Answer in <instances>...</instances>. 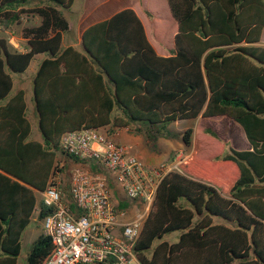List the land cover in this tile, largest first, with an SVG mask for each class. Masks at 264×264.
<instances>
[{
  "label": "trees",
  "instance_id": "obj_1",
  "mask_svg": "<svg viewBox=\"0 0 264 264\" xmlns=\"http://www.w3.org/2000/svg\"><path fill=\"white\" fill-rule=\"evenodd\" d=\"M164 1L175 33L172 53L163 57L131 9L84 29L76 50L60 46L62 12L73 0H0L1 31L23 14L38 19L21 30L22 51L0 37V264H15L35 192L45 189L57 162L71 159L58 148L62 135L140 123L150 142L166 135L167 124L198 117L197 128L180 136L186 147L193 138L190 155L157 185L136 260L264 264V47L256 45L264 0ZM36 55H44L30 83L40 142L28 140L23 91L9 96V73H24ZM221 120L241 128L248 149L229 148L221 157L226 139L211 128ZM48 212L40 205L37 220ZM174 231L175 242L151 248ZM51 250L39 233L24 262L41 264Z\"/></svg>",
  "mask_w": 264,
  "mask_h": 264
},
{
  "label": "built area",
  "instance_id": "obj_2",
  "mask_svg": "<svg viewBox=\"0 0 264 264\" xmlns=\"http://www.w3.org/2000/svg\"><path fill=\"white\" fill-rule=\"evenodd\" d=\"M58 148L71 159L36 192L34 218L49 210L38 222L52 246L41 264H139L134 246L157 185L180 162L146 166L101 129L65 133Z\"/></svg>",
  "mask_w": 264,
  "mask_h": 264
},
{
  "label": "rangeland",
  "instance_id": "obj_3",
  "mask_svg": "<svg viewBox=\"0 0 264 264\" xmlns=\"http://www.w3.org/2000/svg\"><path fill=\"white\" fill-rule=\"evenodd\" d=\"M35 4H30L28 8H32L33 6H35ZM157 11L161 12L160 9H158ZM63 15L67 18V20H69L67 11H64ZM37 24L38 19L36 16L32 14H23L21 15L20 20L17 23L12 24L7 30H0V37L6 39L9 47L12 50L22 51L25 46V42L21 38V30L23 28L35 26ZM40 58H42V55L35 56L32 58L27 69L22 75V77H25L23 79L20 78L21 74L9 73L12 82V87L9 92V96H12L16 88H19L20 86H24L25 89H27L24 92L26 105L25 117L29 123L30 140L37 135V125L34 113L32 118L29 115V110L32 109L30 79L32 78L35 72L36 66ZM221 121L211 124V128L215 132L219 133L220 136L224 137L227 142L221 149V157L225 154H228L229 148L237 151L246 150V148L243 147L244 142L242 140L240 132H238V135L233 136L231 130L226 124V121ZM196 125L197 121L191 120L169 123L165 126V129L167 131L166 135L157 136L154 140L149 142L146 138L147 134L145 132V125L140 123H129L126 129L119 130L117 132V135L113 136V140L116 141L119 145L126 147L130 154L138 158L139 161L142 162L144 165L155 166L161 163L175 165L176 163L183 161L190 155L192 146L194 144V140L192 138L190 146H184L180 140L181 134L187 128H191L193 131L197 128ZM106 130L110 132L111 127L109 126V128H107ZM146 140L148 142H146ZM214 148L215 147L209 146V151H217ZM60 162H63V160H61ZM60 162H57L56 165H58ZM63 166L66 167L65 164H63ZM38 200L39 196L36 195V203L38 202ZM34 217L35 212L33 211L29 224L21 234L20 250L18 256L16 257L15 264H25L24 257L27 251L29 250L31 243L34 241L40 231V224L37 218ZM213 221H215V219ZM178 235V231L166 234L160 240L153 241L151 248H153L159 241L173 243L177 240Z\"/></svg>",
  "mask_w": 264,
  "mask_h": 264
},
{
  "label": "crops",
  "instance_id": "obj_4",
  "mask_svg": "<svg viewBox=\"0 0 264 264\" xmlns=\"http://www.w3.org/2000/svg\"><path fill=\"white\" fill-rule=\"evenodd\" d=\"M122 9L133 10V12L137 16L143 27V31L148 43L152 46L153 50L157 55L164 57V56H169L172 53L171 41L175 33V27L173 23L169 20L168 14L166 15L165 13V11L167 12V10L164 0H73L70 8L67 10L69 20H67V18L63 15L64 11L62 12V15L64 16L67 22V31L61 34V43H60L61 48L64 49L66 47H72L76 50H80V46H79L80 36L84 29H86L92 24L108 19L110 16H112L113 14H115L116 12ZM158 9L161 10V14H163V18L166 20L165 22H158V19L155 18L154 15L158 13L157 12ZM147 13H149L150 16H147ZM256 45L264 47V28L261 30L260 38ZM36 56H40V55H36ZM43 58L44 56L42 55V58H40L38 64ZM38 64L36 66V69L38 67ZM22 75L23 73L21 74L20 78L22 79L25 78L22 77ZM31 79H30V83H31ZM18 90L23 91L24 94L23 98L25 104L24 92L27 89H25L24 86H20L19 88H16L15 92ZM30 90H31V86H30ZM31 104H32V109L29 110V115L32 118L33 117L32 100H31ZM25 109H26V105H25ZM198 120L199 117L192 121H198ZM226 124L231 130L233 136L238 135V132H240L242 140L244 142L243 147L248 149V145L246 143L241 128L236 124H234L233 122L226 121ZM107 128H109V126L100 129L106 132L108 137L114 143L118 144L116 141L113 140V136H116L119 130L122 129L124 130L126 128H122V129L111 128L110 132L106 130ZM36 132L37 135L33 139H31V141L40 142L41 141L40 134L38 130ZM28 140H30L29 135H28ZM146 142L148 141L146 140ZM36 195L37 193L35 192V203H36ZM37 205L38 202L35 204L33 211H35Z\"/></svg>",
  "mask_w": 264,
  "mask_h": 264
}]
</instances>
